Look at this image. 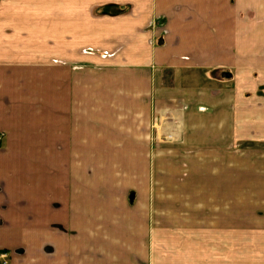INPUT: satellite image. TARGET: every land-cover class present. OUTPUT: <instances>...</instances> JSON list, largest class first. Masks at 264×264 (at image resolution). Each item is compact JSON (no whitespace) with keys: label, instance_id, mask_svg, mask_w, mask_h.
Returning a JSON list of instances; mask_svg holds the SVG:
<instances>
[{"label":"crops","instance_id":"0c3cea01","mask_svg":"<svg viewBox=\"0 0 264 264\" xmlns=\"http://www.w3.org/2000/svg\"><path fill=\"white\" fill-rule=\"evenodd\" d=\"M32 1L0 6L8 264H204L230 187L264 264V0Z\"/></svg>","mask_w":264,"mask_h":264},{"label":"rangeland","instance_id":"374dc122","mask_svg":"<svg viewBox=\"0 0 264 264\" xmlns=\"http://www.w3.org/2000/svg\"><path fill=\"white\" fill-rule=\"evenodd\" d=\"M4 2L5 0H0V6H3ZM32 2L35 3L36 0ZM4 16V12H0V18ZM0 139L1 145V133ZM219 192L224 198L218 196L217 202H204V264H231V227L238 224V215L257 213L256 209H249L247 206V213H234L238 207V210L243 209L244 202H231V187L228 191Z\"/></svg>","mask_w":264,"mask_h":264},{"label":"built area","instance_id":"2783aa9c","mask_svg":"<svg viewBox=\"0 0 264 264\" xmlns=\"http://www.w3.org/2000/svg\"><path fill=\"white\" fill-rule=\"evenodd\" d=\"M7 259H8L7 253H5V252L0 253V264H8Z\"/></svg>","mask_w":264,"mask_h":264},{"label":"flooded vegetation","instance_id":"af4514ba","mask_svg":"<svg viewBox=\"0 0 264 264\" xmlns=\"http://www.w3.org/2000/svg\"><path fill=\"white\" fill-rule=\"evenodd\" d=\"M2 252H5V253H7L8 254V251H2ZM2 252H0V253H2ZM8 257H9V254H8ZM9 259V258H8ZM8 259H7V261H8Z\"/></svg>","mask_w":264,"mask_h":264},{"label":"water","instance_id":"95a60500","mask_svg":"<svg viewBox=\"0 0 264 264\" xmlns=\"http://www.w3.org/2000/svg\"><path fill=\"white\" fill-rule=\"evenodd\" d=\"M223 75H226V76H228L229 74H225V73H223Z\"/></svg>","mask_w":264,"mask_h":264}]
</instances>
